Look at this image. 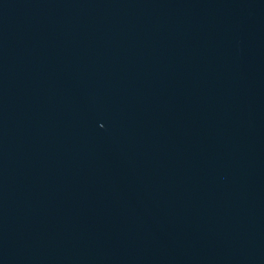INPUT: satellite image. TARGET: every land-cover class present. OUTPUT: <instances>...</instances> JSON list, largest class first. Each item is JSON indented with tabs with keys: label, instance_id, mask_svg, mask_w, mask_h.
<instances>
[{
	"label": "water",
	"instance_id": "1",
	"mask_svg": "<svg viewBox=\"0 0 264 264\" xmlns=\"http://www.w3.org/2000/svg\"><path fill=\"white\" fill-rule=\"evenodd\" d=\"M0 264H264V0H0Z\"/></svg>",
	"mask_w": 264,
	"mask_h": 264
}]
</instances>
